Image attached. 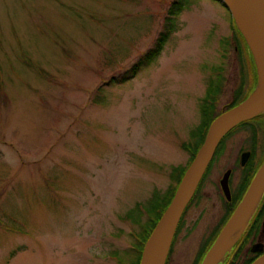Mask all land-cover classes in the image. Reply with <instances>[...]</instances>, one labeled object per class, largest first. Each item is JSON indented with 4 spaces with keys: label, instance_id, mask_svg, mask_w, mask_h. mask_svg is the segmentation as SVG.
Instances as JSON below:
<instances>
[{
    "label": "rangeland",
    "instance_id": "rangeland-1",
    "mask_svg": "<svg viewBox=\"0 0 264 264\" xmlns=\"http://www.w3.org/2000/svg\"><path fill=\"white\" fill-rule=\"evenodd\" d=\"M173 1L0 0V264L135 263L134 207L188 165L209 81L220 77L219 111L241 80L231 14L214 0H183L161 53L129 75ZM250 126L263 146L264 122ZM250 132L224 141L202 192L236 170ZM205 204L171 264H191L216 214Z\"/></svg>",
    "mask_w": 264,
    "mask_h": 264
},
{
    "label": "water",
    "instance_id": "water-1",
    "mask_svg": "<svg viewBox=\"0 0 264 264\" xmlns=\"http://www.w3.org/2000/svg\"><path fill=\"white\" fill-rule=\"evenodd\" d=\"M220 2L229 10L231 18L250 52V58L255 67L256 84L242 102L224 111L210 123L203 143L185 170L170 203L147 238L139 264L166 263L180 218L211 163L220 142L236 126L264 115V0H220ZM248 156V153L241 155L242 166L245 165ZM229 174L230 172L227 171L220 181L226 194L228 193ZM263 187L264 163L250 184L244 206L239 210L238 217L246 214ZM226 229L227 226L208 250L201 264L218 263L226 249L225 241L229 234V228L227 231ZM252 264H264V255Z\"/></svg>",
    "mask_w": 264,
    "mask_h": 264
},
{
    "label": "flooded vegetation",
    "instance_id": "flooded-vegetation-1",
    "mask_svg": "<svg viewBox=\"0 0 264 264\" xmlns=\"http://www.w3.org/2000/svg\"><path fill=\"white\" fill-rule=\"evenodd\" d=\"M255 122L257 124L258 122H260V124L263 123L264 115L259 116L258 120H255ZM251 136L252 135H250L249 138V146L240 151L236 160L237 164L235 167L239 176L237 182L235 184H233V182L231 183L232 176L236 170L226 169L218 180L215 195L213 193L211 195L214 196H209L210 194H206L207 191L202 192V188L212 163L222 152V148L219 153L214 154L210 167H208L204 173L192 199L180 218L165 264H171V252L177 238L180 233L183 230H187L186 228L189 226V222L186 221L189 210L194 207H198L199 209L203 207L202 210L205 209L206 211L201 213L202 215L199 220L203 219L206 212L209 211V207L205 204L208 200L211 201V209L215 210L216 214L215 217L212 218L209 226L204 229L205 232L201 241L198 243L197 251L192 258L191 264L202 263L206 253L226 226L227 229L229 228V234L225 241L226 249L217 264H252L264 255V187L254 199L251 208L246 214L239 217L237 216L240 214L239 210L244 206L247 191L249 190L255 174L264 163V143L263 146L259 147L257 140L255 143L251 142ZM243 153H248L249 156L245 165L242 166L241 155ZM227 171H229L230 174L228 178V193L226 194L220 185V181Z\"/></svg>",
    "mask_w": 264,
    "mask_h": 264
},
{
    "label": "trees",
    "instance_id": "trees-1",
    "mask_svg": "<svg viewBox=\"0 0 264 264\" xmlns=\"http://www.w3.org/2000/svg\"><path fill=\"white\" fill-rule=\"evenodd\" d=\"M214 1L220 2V0H214ZM222 5L225 7L224 4ZM182 10H183V0H174L170 4L169 9L166 11L167 15L165 19L163 20L162 28L153 43V48L150 49L148 52L144 53L141 59L139 60V62L132 67V69L129 71L130 76L135 75L136 70L139 69V67L148 65L161 53V50L163 49L164 45L168 41L169 37L176 30V19ZM233 26H234L233 39L239 45V50L242 51V58L240 60L241 61V71H240L241 80L238 85V88L236 89L229 103L225 105L219 111L217 110V100L222 91L221 82L219 79L220 77L216 76L214 80L211 79L209 81L208 87L205 92V96L202 99L201 105H200L201 123L195 133L196 141L193 144H182V149L186 151L189 155L188 165L193 160L196 151L199 149V147L203 143L204 137L206 135V132H207V129L210 123L224 111L242 102L248 96V94L253 90L256 84L255 67L251 61L250 52L245 44L243 37L241 36L240 32L235 26V24ZM243 48L245 49L244 51H243ZM258 118L259 117L243 122L240 125L236 126L231 132H229L222 139V141L220 142L219 146L216 149L215 154L220 152L224 141L228 139L231 135H233V133H235L239 129L251 131L250 132L252 135L251 142L255 143L257 139L256 133H255L256 130H255V127L250 126V125L254 123L255 120H258ZM259 124L260 122H258V125ZM211 163L209 164L208 167H210ZM188 165L182 166V167H173L171 169V180L174 182V185L171 188H169L168 191L163 196L155 192L153 196L150 198L145 212L142 209L143 206L141 203H137L136 206L134 207L133 211L139 213V215L133 219V224H135L139 228V232L135 236L134 234H132V236H134L136 240L135 246L133 249V252L135 255L134 264H139L143 246L147 238L149 237L150 233L152 232L156 222L159 220L160 216L162 215V213L164 212V210L170 203L175 193L176 187L179 184ZM143 214H146L148 217L144 225L141 224V217ZM129 215L130 213H128V217ZM117 262L119 264H122L120 261H117Z\"/></svg>",
    "mask_w": 264,
    "mask_h": 264
}]
</instances>
